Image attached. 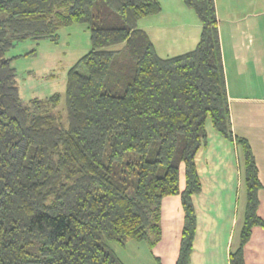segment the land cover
<instances>
[{
    "label": "trees",
    "instance_id": "1",
    "mask_svg": "<svg viewBox=\"0 0 264 264\" xmlns=\"http://www.w3.org/2000/svg\"><path fill=\"white\" fill-rule=\"evenodd\" d=\"M183 2L200 39L163 58L138 26L161 12L159 0H0V264H124L108 241L154 247L170 195L185 214L176 264H190L208 121L243 150L247 204L230 264H246L252 229L264 228L259 168L232 131L216 0ZM76 22L92 47L67 73L65 106L60 93L23 101L7 52L58 41Z\"/></svg>",
    "mask_w": 264,
    "mask_h": 264
},
{
    "label": "crops",
    "instance_id": "2",
    "mask_svg": "<svg viewBox=\"0 0 264 264\" xmlns=\"http://www.w3.org/2000/svg\"><path fill=\"white\" fill-rule=\"evenodd\" d=\"M159 1L161 12L151 15L156 18L144 17L138 23L149 37L153 32L150 39L158 55L167 58L194 49L202 30L195 12L183 0ZM216 6L232 131L250 143L256 157L261 181L258 214L264 220V0H216ZM178 44L182 46L176 48ZM210 124L207 142L196 155L202 190L193 196L198 224L190 264H230L245 219L243 150ZM181 181L184 188L183 174ZM184 219L181 196L165 197L161 240L154 247L148 242L134 246L127 263L176 264ZM244 257L246 264H264L263 227H253Z\"/></svg>",
    "mask_w": 264,
    "mask_h": 264
},
{
    "label": "rangeland",
    "instance_id": "3",
    "mask_svg": "<svg viewBox=\"0 0 264 264\" xmlns=\"http://www.w3.org/2000/svg\"><path fill=\"white\" fill-rule=\"evenodd\" d=\"M153 36V32L150 33V37L153 38ZM178 46L182 45L178 44L176 48ZM91 47L90 30L86 24L80 22L62 27L59 30L58 41L26 39L18 42L7 52V57L12 58V64L17 70L18 86L23 101L28 102L34 97L46 98L60 93L61 106H65L67 73L83 55L91 50ZM181 50L186 51L184 48ZM210 123L208 121L207 124L211 125ZM237 173L238 171L236 175ZM240 173L244 185L243 166ZM145 243V241L129 240L125 245H121L116 241H108V246L124 264H129L127 261L131 260L130 251L135 250L134 246L138 244L144 246Z\"/></svg>",
    "mask_w": 264,
    "mask_h": 264
}]
</instances>
